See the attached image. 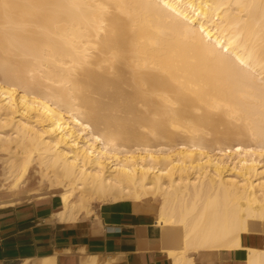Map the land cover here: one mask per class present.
<instances>
[{
    "label": "bare ground",
    "instance_id": "bare-ground-1",
    "mask_svg": "<svg viewBox=\"0 0 264 264\" xmlns=\"http://www.w3.org/2000/svg\"><path fill=\"white\" fill-rule=\"evenodd\" d=\"M12 144L7 179L35 162L63 223L148 204L171 256L264 264V0H0Z\"/></svg>",
    "mask_w": 264,
    "mask_h": 264
},
{
    "label": "crops",
    "instance_id": "crops-1",
    "mask_svg": "<svg viewBox=\"0 0 264 264\" xmlns=\"http://www.w3.org/2000/svg\"><path fill=\"white\" fill-rule=\"evenodd\" d=\"M140 204L93 206L74 223L59 221L52 198L2 205L0 264H245L244 251H221L211 262L171 256L180 245L157 225L155 207ZM242 245L264 249V234L243 235Z\"/></svg>",
    "mask_w": 264,
    "mask_h": 264
},
{
    "label": "rangeland",
    "instance_id": "rangeland-1",
    "mask_svg": "<svg viewBox=\"0 0 264 264\" xmlns=\"http://www.w3.org/2000/svg\"><path fill=\"white\" fill-rule=\"evenodd\" d=\"M6 146L4 147L6 148ZM4 147H1L0 149V206L15 202L38 200V196L48 195L47 196L48 199L52 198L55 201H57V206L58 208H60V202L58 198L59 193H54L55 196H53V194L49 192L50 189L49 183L45 178L41 177L42 175L41 173H39V169L36 166L35 162L32 164V167L30 168L28 174L20 184L16 183L14 179H7L5 173L6 170L8 169V165L10 162L9 159L13 155L16 156L17 151H15L13 144L12 146L11 145L7 146L6 150H8L9 148L8 152L5 150ZM2 148L4 149V151L2 150ZM21 157L22 156L19 155L15 157L18 163H20L23 160V159L21 160ZM164 180L168 183L169 179L165 178ZM148 200L151 201V199ZM100 204L101 203L95 202L93 203L92 207L98 206Z\"/></svg>",
    "mask_w": 264,
    "mask_h": 264
}]
</instances>
